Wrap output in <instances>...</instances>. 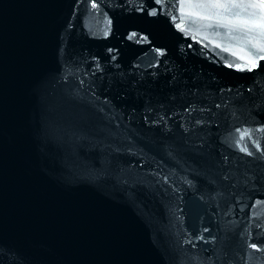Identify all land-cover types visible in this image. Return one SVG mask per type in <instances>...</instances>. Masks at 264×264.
Listing matches in <instances>:
<instances>
[{"label": "water", "instance_id": "95a60500", "mask_svg": "<svg viewBox=\"0 0 264 264\" xmlns=\"http://www.w3.org/2000/svg\"><path fill=\"white\" fill-rule=\"evenodd\" d=\"M0 264H264V0H0Z\"/></svg>", "mask_w": 264, "mask_h": 264}, {"label": "snow or ice", "instance_id": "6c2138e0", "mask_svg": "<svg viewBox=\"0 0 264 264\" xmlns=\"http://www.w3.org/2000/svg\"><path fill=\"white\" fill-rule=\"evenodd\" d=\"M252 247H256V245H252Z\"/></svg>", "mask_w": 264, "mask_h": 264}]
</instances>
